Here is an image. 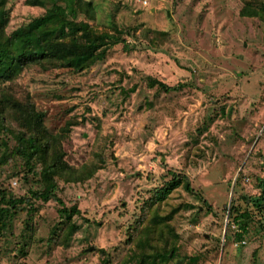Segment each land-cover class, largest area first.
I'll list each match as a JSON object with an SVG mask.
<instances>
[{
	"label": "rangeland",
	"instance_id": "1",
	"mask_svg": "<svg viewBox=\"0 0 264 264\" xmlns=\"http://www.w3.org/2000/svg\"><path fill=\"white\" fill-rule=\"evenodd\" d=\"M87 1L94 29L121 40L104 60L83 72L28 65L0 82L45 115L68 166L55 177L64 205L35 200L43 167L21 152L6 111L0 190L30 203L9 206L0 264H141L173 246L164 264H264V21L240 14L255 0ZM6 8L7 36L46 12L38 0ZM63 207L80 214L64 220ZM236 210L249 214L243 239Z\"/></svg>",
	"mask_w": 264,
	"mask_h": 264
},
{
	"label": "trees",
	"instance_id": "2",
	"mask_svg": "<svg viewBox=\"0 0 264 264\" xmlns=\"http://www.w3.org/2000/svg\"><path fill=\"white\" fill-rule=\"evenodd\" d=\"M38 2L46 9L45 14L28 26L21 27L7 36L9 11L6 5L8 0H0V82L15 81L28 65L40 66L43 69L61 67L83 72L104 60L107 53L106 47L121 42L119 37L107 32H98L90 24V21L96 19V8L92 1L38 0ZM240 14L243 17H257L264 21V3L259 0L248 2ZM81 17H84L85 20H81ZM148 84L151 88L158 87L166 93L176 90L152 78L148 79ZM134 91L135 88H132L130 92ZM6 111H8V117L22 129L18 136L21 152L28 162L37 160L43 167L41 175L44 179L45 189L32 191V197L43 202H58L63 206V201L56 193L55 177L68 172V166L64 163L63 156L60 155V151L56 147L57 139L50 137L44 127L45 115L38 111L29 99L26 98V102H21L14 95L0 91V123L2 124ZM67 175L68 177L65 179L67 182L78 183L87 179L86 175L82 173L74 177H71L69 173ZM181 178L174 175L175 186L182 184ZM184 188L187 192L193 191L187 177ZM0 195L2 197L0 201V230H3L9 223L7 222L11 214L9 206L18 208L21 204H27L30 201L28 198L17 199L15 197L6 201V194L1 190ZM5 201L8 207L1 206V202ZM79 214L80 210L76 207L72 209L63 207L60 210L61 217L69 222L73 216ZM248 215L247 211L242 214L235 211L233 222L241 231V234H237L240 239H243V236L248 233L247 222L241 220L245 216L248 218ZM75 228L74 225H70L69 233L73 234ZM154 235H156V230L151 229L149 237L153 238ZM161 236L164 237L165 233H161ZM176 253V248L173 246L171 250L158 253L156 256H144L141 264H146L148 260H152L150 264H164L175 257Z\"/></svg>",
	"mask_w": 264,
	"mask_h": 264
},
{
	"label": "water",
	"instance_id": "3",
	"mask_svg": "<svg viewBox=\"0 0 264 264\" xmlns=\"http://www.w3.org/2000/svg\"><path fill=\"white\" fill-rule=\"evenodd\" d=\"M91 250H94V248H92Z\"/></svg>",
	"mask_w": 264,
	"mask_h": 264
}]
</instances>
